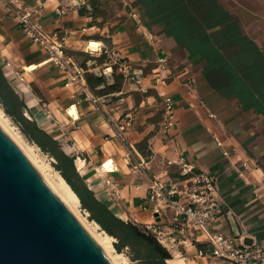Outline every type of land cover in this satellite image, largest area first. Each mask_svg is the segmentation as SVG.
I'll list each match as a JSON object with an SVG mask.
<instances>
[{
    "label": "crops",
    "instance_id": "obj_1",
    "mask_svg": "<svg viewBox=\"0 0 264 264\" xmlns=\"http://www.w3.org/2000/svg\"><path fill=\"white\" fill-rule=\"evenodd\" d=\"M22 1L46 38H63L80 80L65 86L70 72L45 63L2 4L0 69L95 199L151 234L165 264H227L199 255L204 236L173 226L168 211L141 209L149 183L181 178L187 164L214 177L215 226L264 247V0H121L110 18L99 0ZM164 95L175 108L168 133ZM139 162L144 173L132 170Z\"/></svg>",
    "mask_w": 264,
    "mask_h": 264
},
{
    "label": "water",
    "instance_id": "obj_2",
    "mask_svg": "<svg viewBox=\"0 0 264 264\" xmlns=\"http://www.w3.org/2000/svg\"><path fill=\"white\" fill-rule=\"evenodd\" d=\"M0 264H113L1 126Z\"/></svg>",
    "mask_w": 264,
    "mask_h": 264
},
{
    "label": "built area",
    "instance_id": "obj_3",
    "mask_svg": "<svg viewBox=\"0 0 264 264\" xmlns=\"http://www.w3.org/2000/svg\"><path fill=\"white\" fill-rule=\"evenodd\" d=\"M0 4L14 16L19 29L29 41L39 45L45 63L70 72L65 86L78 83L82 72L67 53L63 38L54 40L46 38L34 20L35 10L25 5L22 0H0ZM103 53L115 55L108 48H105ZM114 63H120V59L117 57ZM13 73L20 81L23 80L16 72ZM161 102L164 113L162 132L168 133L175 122L174 101L171 96L164 95ZM215 139L220 145L219 140L216 137ZM144 168L143 162L132 166V170L138 173H144ZM182 168L181 178L149 183L141 209L152 210L157 214L168 211L173 226L199 231L208 245L207 252L198 251L201 256L208 255L227 264H264L263 246L255 243L246 244L242 239L227 235L215 226L223 208L214 177L205 172L192 173V167L187 164H182ZM190 173L189 178H186ZM104 184L115 197H118L117 190L109 181ZM136 188L140 189L141 186L136 185Z\"/></svg>",
    "mask_w": 264,
    "mask_h": 264
},
{
    "label": "trees",
    "instance_id": "obj_4",
    "mask_svg": "<svg viewBox=\"0 0 264 264\" xmlns=\"http://www.w3.org/2000/svg\"><path fill=\"white\" fill-rule=\"evenodd\" d=\"M0 97H2V102L8 112L22 126L30 140L42 151L48 152L54 157L55 168L75 193L81 205L90 212H94V209L99 210L102 218L99 217L96 220L106 234L115 237L120 243V246L116 245L117 252H120L122 246L134 247V260L138 261V264H165L164 261L169 256L161 244L151 234H146L138 226L117 218L106 205L98 202L76 172L73 158L65 155L50 135L23 115L24 105L6 83L1 69Z\"/></svg>",
    "mask_w": 264,
    "mask_h": 264
},
{
    "label": "rangeland",
    "instance_id": "obj_5",
    "mask_svg": "<svg viewBox=\"0 0 264 264\" xmlns=\"http://www.w3.org/2000/svg\"><path fill=\"white\" fill-rule=\"evenodd\" d=\"M99 1L101 5L100 13H101V16L104 18H110L114 15L116 16L117 10H119L121 7V4H120L121 0H99ZM96 51L97 50H94L93 52H96ZM0 112H1L0 125L1 126L2 124L4 125V127L2 126V129L8 134V136L14 141V143L20 148V150L24 153L27 159L35 167V169L38 171L41 177L46 181V183H48V181L43 177L44 174H42V172L39 170L41 166L46 169V173L49 172L52 174L53 172H57L58 174H60V172L57 171V169L55 168L56 161L54 157L50 153L42 151L32 140H30L28 135L24 133L22 126L18 123V121L15 118H13V116L8 112L7 108L4 106L2 102V97H0ZM26 149L28 151L29 149L31 150L29 152L32 154L31 156H33L35 160H32L31 158H29L30 156H28L25 152ZM94 210H95L94 212L88 211L86 208H84L81 205L80 201H79L77 208L74 210L75 212L71 211L70 209V211L75 215V217H77L76 215H78L79 218L78 217L77 218L80 221H83L84 224L92 228L96 233H101V231L105 232L102 229L101 225L96 220V218H99V217L102 218V216L98 209H94ZM139 229L143 231L142 228L139 227ZM111 237L113 239L111 240V245L114 249V252H117L116 245L120 246V243L115 237L113 236ZM117 253L124 256L128 264H138V261L134 260V256H135L134 247L131 248L129 246H122L120 249V252H117Z\"/></svg>",
    "mask_w": 264,
    "mask_h": 264
},
{
    "label": "bare ground",
    "instance_id": "obj_6",
    "mask_svg": "<svg viewBox=\"0 0 264 264\" xmlns=\"http://www.w3.org/2000/svg\"><path fill=\"white\" fill-rule=\"evenodd\" d=\"M98 47H99V44H94V43L89 44V49L91 51L96 50ZM0 114H1V112H0ZM2 126L4 127L3 124H2ZM26 150H25V152L28 156H30L29 158H31L32 160H35L34 157L31 156L32 154L29 152L31 150L30 149H29V151L28 150L26 151ZM39 170L42 172V174H44L43 177L48 181V185L54 191V193L61 199V201L69 209H71V211L75 212L74 210L77 208V206L79 204V200H78L77 196L75 195V193L68 186V184L60 176V174H58L57 172H53L52 174L49 172L46 173V169L42 166L40 167ZM76 216L78 217V215H76ZM80 222L85 227V229L88 231L90 236L94 239V241L98 244V246L102 249V251L108 256L109 260L113 264L114 263L115 264H128L126 259L124 258V256H122L121 254H119L117 252H114V249L111 245V240H113L111 236H109L108 234H106L105 232H102V231H101V233H96L92 228H90L89 226L84 224L83 221H80Z\"/></svg>",
    "mask_w": 264,
    "mask_h": 264
}]
</instances>
